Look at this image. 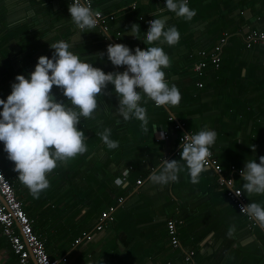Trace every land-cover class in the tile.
<instances>
[{
    "label": "crops",
    "instance_id": "crops-1",
    "mask_svg": "<svg viewBox=\"0 0 264 264\" xmlns=\"http://www.w3.org/2000/svg\"><path fill=\"white\" fill-rule=\"evenodd\" d=\"M148 1L138 2L143 6ZM188 3L196 10L191 20L177 17L167 9L161 12L165 0H157L145 17L139 3V10L131 5L117 6L112 12L117 15L112 33L119 30L120 42L134 52L137 47L144 50L151 46L144 41L149 22L155 19L153 13L168 17L167 24L178 28L179 42L161 45L171 61L164 69L165 79L170 85H177L181 93L180 103L168 108L173 117L170 120L182 121L191 133L205 127L214 129L217 139L210 149L225 168L236 167V184L249 202L264 204V194L245 192V181L240 176L247 160L256 159L259 163V157L264 156V45L246 44V35L264 32V0ZM68 4V0H0V16L5 17L0 30L26 23L31 36L37 37L47 28V40H65L73 52L105 73H123L126 68H117L107 60L100 29L81 33L70 19ZM134 24L141 27V39L130 33ZM223 36L226 42L219 65L210 60L206 69L196 71L200 52L212 51ZM89 47L92 51L84 54ZM9 49L11 63L18 52L15 40ZM3 66L11 69L9 63ZM113 114L121 117L117 110ZM155 126V136L165 140V155L170 157L181 149V131L172 124L166 127L167 121ZM81 129L86 139L92 134L87 125ZM166 129L169 137L161 135ZM121 152L87 146L86 152L59 162L48 174L50 186L34 198L19 181L14 162L7 158L0 142V166L13 181L33 219L34 230L45 240L51 257L66 256L68 264H224L221 261L225 258L229 260L227 264H264V229L240 213L217 186L212 167H207L198 183L191 182L185 169L178 181L156 184L149 180L153 169L137 184L136 180L125 182L122 178L126 166L120 161ZM123 196L124 201L119 202ZM112 205H117L114 220H106L103 228L97 229L102 211ZM178 215L184 221L177 224L181 244L176 248L171 243L167 220ZM233 225L235 231L229 236ZM90 234L92 238L86 239ZM78 239L82 241L76 242ZM197 249L199 256L195 251L192 262H187L186 252ZM0 264H19L1 225Z\"/></svg>",
    "mask_w": 264,
    "mask_h": 264
},
{
    "label": "clouds",
    "instance_id": "clouds-1",
    "mask_svg": "<svg viewBox=\"0 0 264 264\" xmlns=\"http://www.w3.org/2000/svg\"><path fill=\"white\" fill-rule=\"evenodd\" d=\"M165 9L185 20H191L196 15L188 0H165L164 8L160 11ZM68 12L81 33L96 28L101 16L91 7L90 0H71ZM153 15L155 19L149 22L146 41L143 40L151 46L144 50L137 47L133 52L132 48L123 44L107 45V60L117 68H126L123 73H105L93 63L81 59L71 50L69 42L58 40L49 44L54 50L51 57L39 56L34 70L27 76L17 74L10 94L6 99L0 98V142L7 158L14 162L19 181L34 198H39L41 192L50 186L48 174L59 162H66L87 151L85 133L78 125L82 118L94 115L98 96L105 95L109 85L118 94L119 104L115 108L119 116L125 122L133 118L139 120L145 132L149 117L141 103L142 94L158 107L170 108L180 103L178 86L170 85L165 79L164 69L170 66L171 61L161 46L165 43L177 44L180 32L175 25L167 24L168 17ZM131 27L130 33L141 39L140 25ZM104 34L106 38L111 37L106 31ZM104 54L100 53L101 56ZM53 86L61 90L66 101L56 98L52 92ZM154 128L156 130L157 126L154 125ZM99 135L109 149L119 147V141L111 138V128H105ZM216 139L217 132L207 127L196 133H185L180 144L181 158L164 159L159 169L152 171L149 180L166 185L178 181L179 174L186 169L191 182L198 183L210 163V148ZM241 177L245 181L243 189L247 194H264V156L259 157V163L256 159L247 160L241 169ZM241 210L264 225V204L250 202ZM234 231L233 225L228 235L231 236Z\"/></svg>",
    "mask_w": 264,
    "mask_h": 264
},
{
    "label": "trees",
    "instance_id": "trees-1",
    "mask_svg": "<svg viewBox=\"0 0 264 264\" xmlns=\"http://www.w3.org/2000/svg\"><path fill=\"white\" fill-rule=\"evenodd\" d=\"M139 0H92L93 8L95 10L101 11L105 16L109 17L111 15L114 16L113 19L108 20V32L107 34L111 35L112 38H117L118 44H123L120 42L121 32L115 29L114 25L116 23V14L112 13L114 8L122 5H131L133 6L134 2L136 3V8L140 4ZM190 1V0H188ZM69 2V1H68ZM157 0H149L148 3H143V6L140 4L142 8V13L144 17L147 16V12L152 10L155 7ZM105 3V4H104ZM139 3V4H138ZM138 7V10L140 9ZM145 11V12H144ZM5 17L0 16V22H3ZM24 24V25H23ZM16 24L13 26L6 27L0 30V81L3 85L0 86V98L7 97V93L11 91V84L14 82L17 74H24L27 76L31 71L34 70L35 64L37 63V58L41 55H47L51 57L53 53V49L50 48L49 44L55 42V40H47V28H44L43 31L38 32L37 37H32L30 34V26L29 24ZM98 27V26H97ZM100 37H102V47L107 48V38L105 37L104 30L100 27ZM120 33V34H118ZM16 41L18 46L17 56L13 55V62L10 63V43L12 41ZM85 53L92 51V47H89L87 50H84ZM207 51V50H206ZM202 52V51H201ZM200 52V54H201ZM208 52V51H207ZM9 58V59H8ZM82 59V58H81ZM203 55L201 54L202 60ZM207 59V58H206ZM198 61V60H197ZM198 61V62H199ZM9 63L11 65V69H5L3 64ZM210 62L207 59V63ZM210 65V64H209ZM208 65V66H209ZM3 67V68H2ZM113 69V68H112ZM206 69V68H205ZM114 71V70H113ZM53 92L58 100H65L66 97L63 96L61 90L56 86H53ZM117 93H115L113 86L109 85L107 89V93L101 94L98 96V107L94 112V115L89 118H82L79 128H82L83 125H87V129L92 132V134L85 140V143L88 147L92 148H100L109 149L107 145L102 141L99 133H102L105 128H111L113 140L119 141V147L116 150L121 149L122 159L120 161L125 164L126 170H128V174L125 175V171L122 175V178L125 177L126 181L144 179L146 178L150 171L156 169L164 159L166 155L164 154L165 148V140L158 139L155 135V124H163L167 121L168 127L170 124L173 125L174 120H170L172 117L169 113V109L164 106H156L154 101L149 99L147 96H143L142 94V102L143 106L147 109V115L149 117L148 130L147 132L141 129V122L135 118L130 121L125 122L122 117H115L113 112L116 110L115 106H118L119 101L117 99ZM70 103V102H67ZM167 136L169 137V130L166 129ZM179 131H183L180 129ZM181 143V142H180ZM181 149L176 151L175 154L169 157L168 160H172L173 156L180 155ZM4 170V169H3ZM224 171L226 174H230L231 168H225ZM5 172V171H4ZM6 174V173H5ZM235 179L237 178V173L234 174ZM237 175V176H236ZM241 176V175H240ZM131 181V180H130ZM217 184V181H216ZM225 195L228 197L225 190H222ZM124 197V196H123ZM125 198V197H124ZM228 199H230L228 197ZM26 210V209H25ZM239 210V209H238ZM27 212V211H26ZM28 213V212H27ZM241 213V212H240ZM31 217V216H30ZM177 222L180 223L184 221L181 215H178L176 218ZM177 223V224H178ZM196 251V256H199V250ZM224 258V257H223ZM226 260H222L221 262L224 264L228 263V258Z\"/></svg>",
    "mask_w": 264,
    "mask_h": 264
},
{
    "label": "built area",
    "instance_id": "built-area-1",
    "mask_svg": "<svg viewBox=\"0 0 264 264\" xmlns=\"http://www.w3.org/2000/svg\"><path fill=\"white\" fill-rule=\"evenodd\" d=\"M69 3L71 0H68ZM135 1V0H134ZM91 7L93 8V2L90 0ZM133 8H136L134 2ZM94 9V8H93ZM95 10V9H94ZM99 11V10H96ZM101 16L98 18L97 26L102 28L104 32H108V20L113 19L111 15L108 19L101 11ZM96 26V27H97ZM120 34V33H118ZM226 42V36L220 39V42L210 52L202 51V60L196 64V71L201 72L207 65V59L219 65L220 54L222 47ZM118 44L117 38H107V44ZM246 44L248 47L260 44L264 45V32L250 33L246 35ZM207 58V59H206ZM202 85V83H200ZM173 119V117H171ZM174 129L177 131L183 129V134L180 137L182 141L185 133L190 131L185 130L184 123L182 121L174 120ZM191 133V132H190ZM164 136H167V131L163 132ZM211 150V157H209L210 163L208 167H212L216 173L217 186L225 190L230 200L236 205L241 213L246 215L251 222H256L250 218L245 211L241 210L243 206H246L249 202L242 188L238 187L235 181L234 174L237 173L235 166H231V173L226 174L224 166L218 161L213 150ZM166 158L169 159L168 155ZM241 172V170H240ZM128 174V170L125 171V175ZM126 180L125 177H123ZM142 179L137 180V184L142 183ZM240 192L237 194V192ZM124 197L119 198V202H123ZM117 205L110 206L107 210L102 211L97 229H102L106 220H114V213ZM182 222V221H181ZM177 219L170 218L167 220V227L171 238L173 247H180V239L177 232ZM0 225L2 227V233L6 236L10 242L12 251L15 253L19 264H68V258L66 256L55 258L51 257L46 250L45 240L39 235L33 227V219L26 212L23 202L19 199L13 181L5 174L3 168L0 166ZM261 225V224H260ZM264 229V225H261ZM92 235H88L86 239H91ZM82 239H78L76 242H80ZM195 250H189L185 254V260L189 263L194 259ZM171 264V262H169Z\"/></svg>",
    "mask_w": 264,
    "mask_h": 264
}]
</instances>
